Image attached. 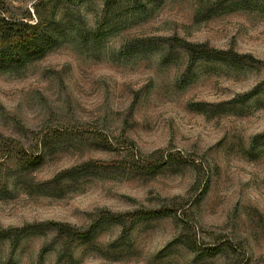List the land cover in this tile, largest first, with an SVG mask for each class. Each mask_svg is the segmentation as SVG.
I'll return each instance as SVG.
<instances>
[{
    "label": "rangeland",
    "instance_id": "obj_1",
    "mask_svg": "<svg viewBox=\"0 0 264 264\" xmlns=\"http://www.w3.org/2000/svg\"><path fill=\"white\" fill-rule=\"evenodd\" d=\"M217 1L0 0L50 22L0 69V264H264V11Z\"/></svg>",
    "mask_w": 264,
    "mask_h": 264
},
{
    "label": "trees",
    "instance_id": "obj_2",
    "mask_svg": "<svg viewBox=\"0 0 264 264\" xmlns=\"http://www.w3.org/2000/svg\"><path fill=\"white\" fill-rule=\"evenodd\" d=\"M58 3L62 0H49ZM262 4L259 7V4ZM221 4L220 6H217ZM217 8L218 13L232 12L239 9H257L260 8L264 11V0H218L215 7L209 9L208 14H212ZM6 10L0 3V69L18 67L27 60H34L42 55L44 46V32L45 28L48 27V23L45 20L38 18V21L30 23V15L24 17H6L4 13ZM215 13V14H218ZM210 16V15H209ZM29 18V20H27ZM202 58V57H199ZM20 64V65H18ZM38 156L34 160L38 161ZM142 213V212H141ZM174 212L170 209L161 208L154 212H146L145 216H157V217H167ZM117 220L120 216L109 214ZM180 220V219H178ZM181 232L185 233L182 238L184 245L193 251H198L209 256H215L223 249H229L227 243L217 244L213 246L204 245L192 235L191 233L186 234V227L184 222ZM184 231V232H183Z\"/></svg>",
    "mask_w": 264,
    "mask_h": 264
}]
</instances>
